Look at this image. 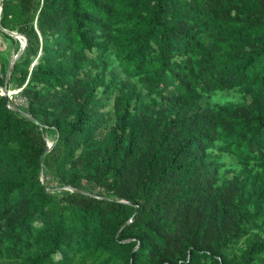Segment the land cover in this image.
Masks as SVG:
<instances>
[{
    "label": "trees",
    "instance_id": "1",
    "mask_svg": "<svg viewBox=\"0 0 264 264\" xmlns=\"http://www.w3.org/2000/svg\"><path fill=\"white\" fill-rule=\"evenodd\" d=\"M0 26L27 39L0 264H264V0H1Z\"/></svg>",
    "mask_w": 264,
    "mask_h": 264
},
{
    "label": "rangeland",
    "instance_id": "2",
    "mask_svg": "<svg viewBox=\"0 0 264 264\" xmlns=\"http://www.w3.org/2000/svg\"><path fill=\"white\" fill-rule=\"evenodd\" d=\"M17 41H12L9 38L5 37L0 33V63L4 61V63L7 64L11 60V58L14 57V55L19 51L21 45H22V37L17 38ZM19 46L18 51H16V48ZM3 63V62H2ZM6 71V69H5ZM9 90L11 93L8 94V99L10 100V104L14 103H22V99L17 96L18 90L17 88H14L13 85H9ZM239 93L236 89L232 90H226L223 92H217L212 96L213 101H224L228 99L232 100H238ZM49 139V138H48ZM48 144H51V140H48ZM224 160L229 166H236V163L234 159L231 156L224 155Z\"/></svg>",
    "mask_w": 264,
    "mask_h": 264
},
{
    "label": "water",
    "instance_id": "3",
    "mask_svg": "<svg viewBox=\"0 0 264 264\" xmlns=\"http://www.w3.org/2000/svg\"><path fill=\"white\" fill-rule=\"evenodd\" d=\"M0 7H1V0H0ZM0 28L3 31L7 32L8 34L13 35L14 37H18V38L22 37V39H23L22 40V45H21L19 51L14 55L13 58H11V60L7 64L6 71H5V77H4V83H3V86L0 89V94L3 95L5 98H8V94L10 92V90L8 88V79H9V75H10V69H11L13 63L15 62V60L18 58V56L22 53L23 49L25 48L27 39H26L25 35L19 34V33L15 32V31L7 30L5 28H2L1 26H0ZM16 90H18V89H16ZM12 108L16 109L17 107L15 105H12ZM29 117L33 119V116L30 115ZM49 147H50V145L47 144L45 149H44V152H46L49 149ZM41 157H42V154L40 155V158ZM72 189L76 190V188H73V187H72Z\"/></svg>",
    "mask_w": 264,
    "mask_h": 264
},
{
    "label": "bare ground",
    "instance_id": "4",
    "mask_svg": "<svg viewBox=\"0 0 264 264\" xmlns=\"http://www.w3.org/2000/svg\"><path fill=\"white\" fill-rule=\"evenodd\" d=\"M16 39L18 38V37H15ZM19 38H21V37H19ZM10 93V92H9Z\"/></svg>",
    "mask_w": 264,
    "mask_h": 264
},
{
    "label": "crops",
    "instance_id": "5",
    "mask_svg": "<svg viewBox=\"0 0 264 264\" xmlns=\"http://www.w3.org/2000/svg\"><path fill=\"white\" fill-rule=\"evenodd\" d=\"M1 8V7H0Z\"/></svg>",
    "mask_w": 264,
    "mask_h": 264
}]
</instances>
